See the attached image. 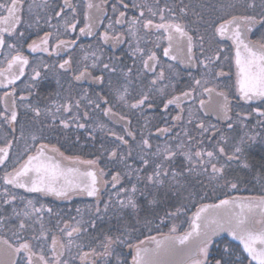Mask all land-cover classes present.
<instances>
[{
    "label": "snow or ice",
    "instance_id": "1",
    "mask_svg": "<svg viewBox=\"0 0 264 264\" xmlns=\"http://www.w3.org/2000/svg\"><path fill=\"white\" fill-rule=\"evenodd\" d=\"M107 3L108 0L98 3L88 0L83 14L85 23L79 29L81 34H94L97 22L102 23V18H106ZM119 6L136 9L138 14L129 18L125 11H119L114 22L109 18L107 29L100 37L104 43L110 41L115 47L124 42L125 33L115 31L114 25L126 24L133 66H121V57L109 56L105 62L103 54L98 55L96 51H86L82 60L74 62L72 51L76 39L60 38L77 28V8L70 0H63L58 6H53L49 0L42 3L32 0L27 7V22L23 19L24 0L0 3V10L7 13L0 14V49L4 50L5 56V66L0 67V85L10 89L0 97L4 102L0 111V131L5 126L11 130L0 137V166L5 169L0 177L3 181L0 185V228L11 232V238L0 235V264H245V260L247 264H264V185L259 195H225L216 203L199 204L188 221V229L183 232L178 231L176 223L187 214L189 202L200 195L191 190L194 187L191 179L206 176L209 183L223 181L224 189L238 191V183L229 179L227 172L233 165L242 171L254 168L249 154L257 141L264 152V0H216L215 4L202 2L196 6L185 4L183 0L178 3L169 0L125 3V0H119ZM111 7L114 13L118 11L116 3ZM66 10L72 15H67ZM53 15L60 21L55 25L51 23ZM42 23L55 31H44L39 39H31L27 48L33 53L45 52L57 57L63 53L67 58L54 65L39 62L32 66L31 83L26 85L28 96L32 95L31 89L41 77V68L63 70L70 74L73 83L63 90L66 94L57 92L56 99L43 107L23 103L28 96L21 94L19 101L26 114H33L29 121L31 128L26 137L21 125L19 138L13 135L9 139L18 122L13 86L25 75V68L30 63L22 51L28 37L26 31L19 28L26 24L27 28L39 30ZM209 30L213 37L231 41L234 84L217 82L221 78L232 79L221 64L222 59L229 60V57H222L223 48L205 56L204 38ZM153 36L155 40L151 39ZM51 38L56 42L50 47ZM162 40L167 41L163 56L173 61L179 59L180 63L193 65L200 71L199 77H194L191 71L187 73L190 83L179 93H176L179 71L172 64L167 65L166 71L153 50L161 47ZM149 42L153 48L142 46ZM197 45L202 59L194 52ZM137 61L139 69L135 67ZM96 72L99 74H94ZM149 74L151 78L145 81ZM105 75L108 76L107 94L91 91L94 87H104ZM113 77L117 79L113 81ZM76 88L80 91L74 94ZM109 96L114 103L110 102ZM204 96L207 99L200 98ZM186 101L191 104L185 106ZM241 101L249 107L250 102L259 101L260 106L251 111L234 112V107ZM116 105L142 117L145 109L162 106L163 112L167 113L170 106H175L176 115L168 119L161 116L163 126L155 129L168 139L163 145L154 147L150 142L151 132L145 134L150 118L143 117L144 124L136 131L131 127L130 115L114 111ZM97 112L109 117L113 127L98 122ZM209 116L217 123H206ZM252 116L258 119L249 128L245 122ZM45 120L51 122L45 124ZM90 120L91 124L88 123ZM218 124L224 127H218ZM73 125L85 129L93 140L97 130L111 137L114 147L109 150L103 143L100 147L108 163L122 167L123 171H114L111 180H106L105 170L99 166V155L95 159H82L65 155L55 144L43 143L45 133L54 132L57 126L70 129ZM116 125L123 134L114 130ZM178 125L181 131L174 132ZM236 125L244 130L243 135L227 137V132L236 131ZM190 126L197 135L192 134ZM257 126L260 131L255 130ZM18 139L25 140V144L12 159L11 150ZM28 139L33 142L31 145L27 143ZM76 139L79 140V136ZM205 141L209 147H205ZM134 155L139 162L136 167L128 163ZM178 156L183 157L185 164L180 169L170 167ZM261 159L264 161V155ZM261 172L264 173V163H261ZM260 179H264V175ZM125 180L130 186H124ZM13 188L61 199L86 195L95 198V204L86 206L87 220L77 208L79 219L73 217L69 222L54 213L52 207L43 204L37 207L33 199L15 194ZM105 193L107 199L102 200ZM170 197L176 203L165 207L163 216H159L157 209L167 204ZM141 198H144V204ZM18 201L22 207L18 206ZM5 205L9 206L10 212H5ZM144 208L149 209L153 219L158 218L160 223L172 221L167 233L159 232V225L156 226L162 239L157 240L154 236L139 238L140 228L152 230V219H140ZM53 216L57 217L56 231L60 235L50 226ZM106 217H115L117 224L91 236L90 229L95 230L98 221ZM221 233H227L238 246L226 244L214 256L211 249ZM84 237H89L87 242L83 241ZM146 241H155V246H146ZM123 247L130 251L125 254ZM127 256L131 257L130 261Z\"/></svg>",
    "mask_w": 264,
    "mask_h": 264
},
{
    "label": "flooded vegetation",
    "instance_id": "2",
    "mask_svg": "<svg viewBox=\"0 0 264 264\" xmlns=\"http://www.w3.org/2000/svg\"><path fill=\"white\" fill-rule=\"evenodd\" d=\"M43 0H36V3H42ZM70 2L76 6L77 13H76V19H77V28L75 31H69L66 35L62 34L61 39H76V45L73 46L74 51H72L73 59L75 61L82 60L84 54L86 51H96L98 55L101 53L103 54V58L105 62H108V57H121V60L119 61V64L121 66L127 65V66H133V57L130 53L129 43L128 39L129 37L126 34L127 25H114L115 31L117 32H124V42L117 44L115 47H113L112 43L109 41L108 43H104L103 40L100 37V33H103L109 24V18L114 22L116 16H118L119 11H125L127 16L130 18L133 15H137L138 12L136 9H124L123 7L119 6V0H108V3L106 5L107 11L105 13L106 18H102V23L99 21L97 22V27L94 28V34L89 36L86 34H81L79 29L84 26L85 20H84V12L86 9V4L88 3V0H70ZM93 2H99V0H93ZM139 3L140 0H125V3ZM0 3H10V0H0ZM32 3V0H24V15L23 19L27 22L28 21V14H27V7L28 4ZM49 3H51L53 6H58L63 4V0H49ZM113 3L117 4L118 11L113 12L111 5ZM56 10L58 11L59 8L57 7ZM0 14L6 15V11L0 10ZM42 14V13H41ZM66 14L71 16L72 14L66 10ZM191 18V16H190ZM59 18H56L53 15V19L51 23L53 25L59 23ZM195 27V25H193ZM20 31H26V35L28 37V40L23 45L22 51L24 52V55L29 58V65L25 68V75L20 77L19 80L16 81L15 85L13 86L15 88V94L17 97V104H18V122L16 124V131L15 133H12L9 135V139H12L13 135L17 138L20 136V126H24L25 130V136L27 137L29 134V129L31 128V125L29 124V121L32 118V113L27 112L24 109V107L21 105V102L19 101V96L21 94L28 96V91L26 89V85L31 83L30 77L32 76V66L39 62L47 63L49 65L58 64L60 60L67 58L65 54H61L59 57H57L55 54L49 55L45 52H31L30 49L27 48V43L31 42V39H39L40 36L43 35L44 31H55L54 29H50L47 25H41V28L39 30L35 28H27L26 24L24 26H21L19 28ZM63 33V28L60 29ZM201 32H203V29H201ZM258 35V33H257ZM77 37H79L77 39ZM256 36H253V39H255ZM152 40H155V36L151 38ZM205 44L204 47L206 49L205 56H211L213 53L219 51L221 48L224 49V51L221 53L223 56H228L229 60H221V64L224 67V71L226 73H229L232 77V79L229 81L226 78H221L217 82L221 84L225 83H233L235 81V66H234V60L232 59L234 57V48L231 46V41L227 38H222L219 36L213 37L211 33L205 35ZM55 38H51L49 41V46L55 44ZM161 47L154 48L157 52L158 57L160 58V63L162 66L165 67L167 71V65L172 64L178 71H179V77H178V84L176 87V93H179L180 91L185 89V86L190 83V79L188 76V72L191 71L192 75L194 77H199L200 71L197 69V67L189 64H182L180 63L179 59L176 61H173L170 59V57L163 56V47L167 46V41L162 40ZM83 46V48H81ZM91 46V47H90ZM147 48H153V44L151 42L147 43ZM194 52L197 57H200L199 52V45L194 49ZM178 56L179 53H176ZM4 50L0 49V67L5 66L4 65ZM231 61V63H230ZM113 63H117V61L113 60ZM74 66L75 63H74ZM135 67L139 69L140 64L139 61L136 62ZM94 74H99V72H96ZM150 74L146 76L144 79L147 81L150 79ZM113 81H115L117 78L113 77ZM57 80H59V85L57 84ZM107 81L108 76L105 75V82L104 87H94L91 91L93 92H100L103 91L107 94L108 88H107ZM73 83L71 80V76L68 73H65L63 70H59L56 67H53L51 69H43L41 68V77L37 79L35 83V87L31 89L32 95L28 96V99L24 101L23 103H31V104H39L41 107L48 105L51 100L56 99V93L60 92L62 95L66 94L63 90L67 89L69 87V84ZM226 91L228 89H225ZM10 91L9 88L5 87L4 85H0V97L3 96L4 92ZM76 91H80V89L76 88L74 90V94ZM234 92V90H233ZM175 94V93H174ZM203 99H207V96L200 97ZM230 99H233L232 96H230ZM109 100L111 103H114L112 100V97L109 96ZM251 107H249L247 104H245L243 101L240 102L238 107H234L235 111H251L252 108L260 106V102H250ZM191 104L190 101L185 102V106ZM4 108V102L3 100H0V111H2ZM84 109L82 108L81 111ZM114 111H118L121 114H128L130 115L132 119V125L131 127L139 131V128L143 126L144 124V118L143 117H149L150 118V124L147 129H145V134L148 132H151L150 142L155 147L157 144L163 145L165 141L168 139L166 136L161 135L159 133H156L155 129L156 127H162L163 123L161 122V116H163L165 119H168L169 116L176 115V109L175 106H170L167 113H164L162 110V106H157L153 109H145L143 117L136 112L128 113L126 109H124L122 106L116 105L114 108ZM65 118H67V115H65ZM96 118L98 122H103L109 125V127H113L111 123H109L110 118L104 117L98 112L96 113ZM235 118V117H234ZM258 117L252 116L250 117L245 123L249 125V128H251L252 125L256 124V120ZM45 124L50 123V120H45ZM81 122H84L83 120ZM88 123H92V121H88ZM206 123H217L216 119L212 116L207 117ZM218 127H224L223 125H219ZM236 131L235 132H227L226 136L231 138L233 135L239 136L243 135L244 130L239 128L238 125L235 126ZM191 128V126H190ZM115 131H117L120 134H123L121 131V128L119 125H116L114 128ZM256 131H260V128L257 126L255 129ZM10 132L11 130L5 126V129L3 131H0V137L3 136V132ZM181 131V126H177L174 129V132ZM192 134L195 136L197 133L195 132L194 128H191ZM95 139L93 140L88 136V132L85 129H77L74 125L70 129H63L62 126H57L56 130L51 133H45V139L43 140V143L48 144H55L57 147L60 148L61 151L65 153V155H75L80 156L82 159H95L96 156H100L99 160V166L105 170V179L111 180V174L114 171H123L122 167L119 166H113L112 164L108 163V158L106 155L103 154V150L101 149V144L103 143L105 148L111 149L115 146V144L112 141L111 137H106V134L97 130L95 133ZM79 136V140L76 139V137ZM127 138V137H126ZM139 139V136L137 137V140ZM130 143H132L131 139L129 138ZM231 142V140H230ZM28 144H32L33 142L31 139L27 140ZM39 143V141L37 142ZM25 144V140L18 139L17 143L13 144L11 155L12 159L16 158V155L19 151H22L23 146ZM205 147H209V144L207 141H205ZM122 151H126V149H121ZM264 155V152L261 151V146L259 145V141L256 142V144L253 146L252 152L249 154V160L254 165V168L251 171H242L240 170L236 165L232 166V170L227 172V177L233 182L238 183V191H229L227 189H224L221 185L223 181L220 182H212L209 183L208 177L201 176L199 177V180L203 183V186L198 188L200 191H206V192H213V191H222L225 192L231 196H249V195H259L261 194V187L264 185V179H260L264 173L261 172V163H264L262 161L261 157ZM129 164H132L134 167L138 166L139 162L136 160L135 155L133 159H130L128 161ZM185 164V161L183 157L178 156L170 165V167H176L177 169H180ZM5 171L4 166H0V177L3 176V172ZM151 171V169H149ZM242 181V182H241ZM3 184L2 179H0V185ZM124 186H130L127 183V180L124 181ZM110 189V184H109ZM15 194L22 195L27 197L28 199H33L37 203V207H39L40 204L45 205L46 207H52L54 213H59V217L63 218L64 220L71 221V218L75 217L79 219V215L77 213V208L81 209L84 213V219L87 220L89 217L87 215L86 206L87 205H94L95 204V198H89L86 195H73L70 199H61L54 197L52 195H44V194H37V193H29L26 192L24 189H11ZM105 198L107 199V193H105ZM103 195V194H102ZM225 198L222 197L220 199ZM218 201V200H217ZM215 202V201H214ZM18 206L22 207L23 205L20 204V202H17ZM102 207V204H101ZM3 209L5 212H10L11 209L9 206H3ZM47 219V215H46ZM56 219L57 217L53 216L50 221V226L57 235H60L59 232L56 231ZM141 220L145 218H141ZM155 222H160L158 218L153 219ZM164 223H170L172 224V221L165 220ZM117 224V220L115 217L112 219H108L107 217L102 220L98 221L97 228L95 230L90 229V235L91 236H97L100 234V230L103 229L107 231L109 229V226H115ZM61 227H63V224H61ZM188 229V228H187ZM183 232V231H182ZM167 233V232H164ZM141 228L138 233L139 238L143 240L146 236H158V232L154 234L146 235L142 238L141 235ZM0 235H5L8 238H11V232L5 231L4 228H0ZM223 238L227 239V243L223 242ZM84 242H87L89 237L82 238ZM228 244L232 247H237L238 243L230 241L228 238L224 236H219L215 239V243L213 248L211 249V252L214 256H217L220 251L223 249V247ZM130 250L126 247H123V252L126 254ZM127 259L130 261L131 257L127 256ZM245 264H247V260H245Z\"/></svg>",
    "mask_w": 264,
    "mask_h": 264
},
{
    "label": "trees",
    "instance_id": "3",
    "mask_svg": "<svg viewBox=\"0 0 264 264\" xmlns=\"http://www.w3.org/2000/svg\"><path fill=\"white\" fill-rule=\"evenodd\" d=\"M169 2L170 3H178L179 0H169ZM202 2L208 3V4H215L216 0H193V1L192 0H183V3L191 4L193 6H196ZM197 10H199V9H197ZM190 183H191V185H194V187H192L191 190L200 193V195L195 197L193 201L189 202L187 214L182 215L180 217V220L176 221V223L178 225V231L179 232H182L189 227V223L187 221L191 219L192 213H194L196 211L197 206L199 204L205 203V202H214V201H217L218 199L224 197L225 195H229V194L222 192V191H213V192H208L207 194H204V191L198 190V188H200V186L201 187L203 186V183L199 180V178L191 179ZM105 196H106V194L102 195V200L106 199ZM201 197H204V198L201 199ZM141 203L142 204L145 203L144 198H141ZM175 203H176V200L174 198L170 197L167 204H165L161 208L157 209L159 216H163V211H164L165 207H171V205L175 204ZM140 217L153 220V217H152L149 209H147V208H144V210L140 213ZM189 217H190V219H189ZM157 225H159V232H163V233L168 232L169 228L171 227L170 223H160V222L153 221L152 225L150 226L152 228L151 231H149L147 228H141L142 238L145 237L146 235L156 233L157 232V230H156ZM223 242L227 243L228 241H227V239L223 238Z\"/></svg>",
    "mask_w": 264,
    "mask_h": 264
},
{
    "label": "water",
    "instance_id": "4",
    "mask_svg": "<svg viewBox=\"0 0 264 264\" xmlns=\"http://www.w3.org/2000/svg\"><path fill=\"white\" fill-rule=\"evenodd\" d=\"M89 198H93V197H89ZM216 202H218V201H215V202H205L204 204H207V203H216ZM220 236H224V237L228 238L230 241L236 242L230 236H228L227 233H221ZM156 239L159 240V239H162V237L160 235H158V236H156ZM145 243H146V246H148V247H154L155 246V241H146ZM236 243H238V242H236Z\"/></svg>",
    "mask_w": 264,
    "mask_h": 264
},
{
    "label": "rangeland",
    "instance_id": "5",
    "mask_svg": "<svg viewBox=\"0 0 264 264\" xmlns=\"http://www.w3.org/2000/svg\"><path fill=\"white\" fill-rule=\"evenodd\" d=\"M192 1H193V0H192ZM209 33H211V30H209ZM209 33H208V34H209ZM207 193H208V192H206V191L204 192V194H207ZM189 219H190V217H189ZM188 221H189V220H188ZM188 221H187V222H188Z\"/></svg>",
    "mask_w": 264,
    "mask_h": 264
}]
</instances>
